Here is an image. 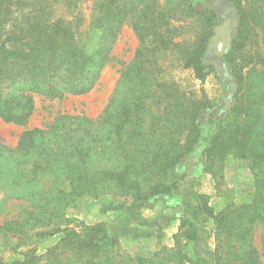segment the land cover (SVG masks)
I'll return each instance as SVG.
<instances>
[{"label": "rangeland", "instance_id": "1", "mask_svg": "<svg viewBox=\"0 0 264 264\" xmlns=\"http://www.w3.org/2000/svg\"><path fill=\"white\" fill-rule=\"evenodd\" d=\"M55 3L53 15L74 23L72 28L82 34L88 53L92 54L99 42L106 43L101 29L90 26L93 16L102 19L108 15L117 28L107 46L104 68L87 93L59 99L34 95V110L24 125L0 119V264H23L33 255H44L63 237L64 230L83 232L97 224L131 255L144 256L177 244L191 264H264V224L249 221L244 240L235 238L232 225L237 213H245L243 224L248 216L253 219L262 193L259 182L264 180V175L260 177L264 163L259 159L264 157V128L260 130L264 112L236 118L224 106L229 100L228 89L238 87L235 73L242 77L251 68L264 72V0ZM196 6L203 7V12L192 14L187 10ZM223 6L229 15L226 19L218 12ZM20 7L12 8L16 12L7 16L5 28L19 17ZM242 15L245 18L240 22ZM137 19L152 29L142 46L132 28ZM234 19L238 26L232 28ZM203 39V61L214 70L205 69L198 75L187 57ZM139 50L141 56L135 59ZM163 82H173L177 87L162 88ZM148 84L150 93L140 91V85L145 88ZM156 98L161 99L160 105L155 104ZM171 100L185 105L196 101L213 105L212 121L201 126L193 150L173 170L175 190L139 203L108 194L80 197L51 222L42 220V211L38 212L35 204L46 205L47 210L53 207V187L47 176L51 161L76 155L87 140L98 152L104 136L108 135L110 142L116 137L117 126L123 130V106L131 112L139 102L138 108L154 113ZM106 109L118 121H104ZM260 109L264 111V104ZM82 117L88 122L81 121ZM224 128L244 134L233 137L235 143L223 137L220 156L210 154L207 160L205 150L217 131ZM26 132L33 134L19 147ZM203 204L211 210L210 216L201 211ZM217 215L225 219L222 225L231 221L230 233L224 232L220 241ZM189 234L193 240L187 239Z\"/></svg>", "mask_w": 264, "mask_h": 264}, {"label": "trees", "instance_id": "2", "mask_svg": "<svg viewBox=\"0 0 264 264\" xmlns=\"http://www.w3.org/2000/svg\"><path fill=\"white\" fill-rule=\"evenodd\" d=\"M0 0V119L4 123L22 126L30 118L34 110V95L46 98H62L64 95H81L87 93L104 68L107 46L115 36V21L110 16L104 18L93 16L90 26L100 28L104 45L98 43L93 53L86 51V42L82 34L73 30V22L55 17V0ZM57 1V0H56ZM210 6L212 7L211 2ZM21 6L19 17L12 19L5 28L7 16L15 13L13 7ZM192 14L203 12L200 6L188 7ZM226 19L224 6L218 10ZM245 16L242 15L240 22ZM232 28L238 26L237 19L230 22ZM235 24V25H233ZM133 32L144 45L152 29L144 26L140 19L132 24ZM109 29V30H108ZM205 39L199 47L189 55L188 62L193 65L196 74L202 75L206 67L202 54L205 53ZM141 56L137 51L135 59ZM254 67V66H253ZM236 87L228 89L229 100L226 111L236 118L255 117L264 112L260 107L264 104V72L255 68L242 77L235 73ZM233 80L230 84H234ZM177 87L173 82H163L162 88ZM148 90L150 84L142 88ZM232 87V86H231ZM157 88V87H156ZM230 88V87H229ZM155 93L151 96L154 97ZM160 105L161 99L156 98ZM244 104L246 107H244ZM258 104V105H257ZM139 102L130 112L123 106L120 130L115 128L116 137L109 142L108 135L99 141L96 152L87 140L76 155L61 161H51L47 168L49 185L53 187L50 200L51 210L35 204L38 212L42 211V220L51 222L65 207L80 197H97L102 194L114 198L139 203L156 196L166 195L177 188L174 168L182 158L190 153L200 136V128L212 121L213 105L207 101H196L189 104L168 101L163 108L154 113L138 108ZM217 109V108H216ZM217 110H220L218 107ZM222 111H220L221 113ZM78 118L77 116L75 117ZM216 118H218L216 116ZM88 122L87 117L79 118ZM104 121L116 120L111 112H103ZM264 119V114L263 118ZM264 127L260 130L263 131ZM33 133L26 132L21 137L19 147ZM240 131L219 129L213 136L210 147L205 150L207 160L210 154L214 158L220 156V142L223 137L231 143ZM261 156V155H260ZM213 160V157L212 159ZM264 163V157L259 159ZM264 172L260 177H263ZM259 192V203L255 207L253 219L245 213L232 221L235 238L244 240L248 223L258 221L264 224V180ZM201 211L209 216L211 210L202 205ZM32 216V214H31ZM216 227L219 230L217 240H221L224 232L230 233L229 224L217 215ZM41 221V220H39ZM231 225V226H232ZM191 227V224H188ZM194 236L189 234L188 240ZM23 264H191V259L176 244L173 248L162 247L148 255H131L122 251L102 225L87 227L83 232L64 230L63 237L42 256H31Z\"/></svg>", "mask_w": 264, "mask_h": 264}]
</instances>
